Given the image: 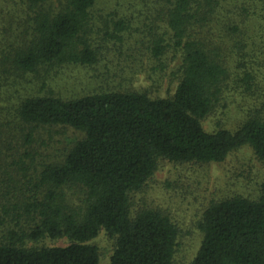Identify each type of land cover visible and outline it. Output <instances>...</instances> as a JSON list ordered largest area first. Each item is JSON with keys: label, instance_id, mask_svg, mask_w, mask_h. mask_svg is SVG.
Instances as JSON below:
<instances>
[{"label": "trees", "instance_id": "1", "mask_svg": "<svg viewBox=\"0 0 264 264\" xmlns=\"http://www.w3.org/2000/svg\"><path fill=\"white\" fill-rule=\"evenodd\" d=\"M51 1L24 0L33 13L34 34L12 58H3L14 70L5 69L6 74L97 63L99 50L90 33L91 9L98 0H64L58 12L49 7ZM161 1L172 35L156 38L151 49L155 58L170 50L179 58L180 78L172 96L104 91L65 99L45 94L17 104L26 146L38 127H70L83 137L60 160L27 165L19 156L5 163L0 264H100L99 250L89 242L102 230L115 240L109 264H173L178 227L164 210L134 203L159 162L222 163L232 152L250 147L264 163V103L233 129L208 131L202 125L224 104L231 81L246 90L264 84V0H228L226 5L224 0ZM123 24L116 26L121 30ZM230 50L239 54L234 62L226 55ZM249 50L263 58L258 63L244 58ZM3 135L0 129V168L5 152L14 150ZM23 154L31 156L28 149ZM9 167H14L11 173ZM198 228L202 241L189 264H264V196L213 201ZM60 238L68 244L40 245Z\"/></svg>", "mask_w": 264, "mask_h": 264}, {"label": "rangeland", "instance_id": "2", "mask_svg": "<svg viewBox=\"0 0 264 264\" xmlns=\"http://www.w3.org/2000/svg\"><path fill=\"white\" fill-rule=\"evenodd\" d=\"M244 1L253 4V0ZM226 2L229 3L224 0L222 4ZM63 3L64 0H52L48 5L58 12ZM257 5L259 8L261 4ZM166 11L161 0H98L91 9L90 33L93 46L99 50L96 64H69L36 74H6L5 69L14 70L9 63H2L3 58H12L14 51L25 46L34 34L33 13L28 11L24 0H0V129L4 132L3 140L8 139L14 149L5 152L7 157L0 168V178H4L9 166L5 163L19 156L27 165L60 160L83 137L70 127H38L33 130V142L26 146L21 132L26 129L19 122L15 108L28 96L55 94L68 99L104 91H146L153 98L174 94L180 78L179 58L172 50L162 58H155L151 49L156 38L171 39ZM121 20L124 24L119 30L116 24ZM214 28L216 33L218 26ZM237 54L236 50L226 52L232 62ZM244 58L258 63L263 57L249 50ZM261 71L264 79V69ZM233 82L225 86L224 104L202 121L204 129H233L247 113L264 103V84L251 85L246 90L244 85ZM25 149L31 156H24ZM13 169L9 167L8 173ZM232 195L253 200L264 196V163L250 147L232 152L222 163L174 164L161 160L154 176L134 195V203L135 207L162 209L171 217L179 230L173 264H189L201 245L198 223L204 210L211 202ZM89 243L98 248L100 264H109L114 238L102 230ZM67 244L66 238L45 239L40 243L42 246Z\"/></svg>", "mask_w": 264, "mask_h": 264}]
</instances>
